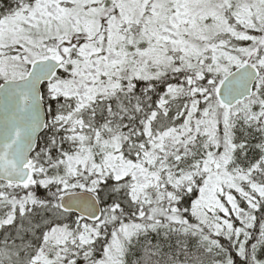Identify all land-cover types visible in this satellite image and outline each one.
<instances>
[{"label": "snow or ice", "instance_id": "6c2138e0", "mask_svg": "<svg viewBox=\"0 0 264 264\" xmlns=\"http://www.w3.org/2000/svg\"><path fill=\"white\" fill-rule=\"evenodd\" d=\"M0 264H264V0H0Z\"/></svg>", "mask_w": 264, "mask_h": 264}]
</instances>
